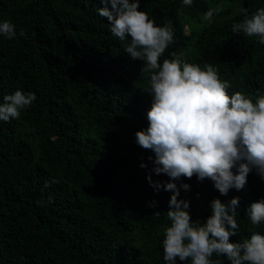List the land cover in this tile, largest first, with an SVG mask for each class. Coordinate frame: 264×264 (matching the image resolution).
I'll return each instance as SVG.
<instances>
[{
	"label": "trees",
	"instance_id": "1",
	"mask_svg": "<svg viewBox=\"0 0 264 264\" xmlns=\"http://www.w3.org/2000/svg\"><path fill=\"white\" fill-rule=\"evenodd\" d=\"M139 4L156 26L174 29L161 64L181 57L203 70L208 63L230 83V96L241 92L255 103L264 95V44L232 31L264 8V0ZM104 6L100 0H0V22L10 21L16 33L0 35V102L17 90L37 97L19 118L0 121V264H165L172 193L156 192L149 174L153 182L190 185L178 199L190 202L193 222L206 223L214 199L227 204L239 197L231 243L264 235V222L253 226L246 215L264 198V179L255 170L244 189L226 196L209 179L171 181L151 172L148 158L155 154L135 137L148 127L149 73L125 52L130 37L120 41L111 33L98 13ZM209 9H218L210 21L204 19ZM210 259L230 264L215 253ZM177 264L191 261L177 258Z\"/></svg>",
	"mask_w": 264,
	"mask_h": 264
},
{
	"label": "clouds",
	"instance_id": "2",
	"mask_svg": "<svg viewBox=\"0 0 264 264\" xmlns=\"http://www.w3.org/2000/svg\"><path fill=\"white\" fill-rule=\"evenodd\" d=\"M100 2L105 6L98 13L109 21L111 33L120 41L130 37L125 52L133 61L143 62L142 73H149L152 102L148 127L137 131L135 137L141 148L155 154L154 160L148 158L154 165L151 172L167 175L171 181L194 175L199 182L209 179L224 196L230 189H244L253 170L264 179V95L258 94L255 103L241 92L230 96V83L222 82L218 70L208 63L203 70L181 57L164 59L161 64V56L174 42L171 24L156 26L146 12L138 10L139 0ZM183 3L191 6L192 0ZM216 11L209 9L204 19L210 21ZM232 31L257 36L264 44V8L250 18L245 15L242 23L233 24ZM15 34L10 21L0 22V35L12 39ZM36 99L35 93L20 90L3 97L0 121L19 118L20 111ZM141 167L147 166L142 163ZM147 179L156 192L172 193L166 213L171 225L163 240L165 264H177V258L191 264H215L210 259L214 253L225 256L230 264H264V235L253 233L242 243L230 242L239 228V197L227 204L220 199L211 201V215L201 224L192 221L190 202L178 199L180 189L188 191L190 185L178 188L174 182H153L151 174ZM149 206L155 207V202ZM246 215L253 226L264 222V198L252 203Z\"/></svg>",
	"mask_w": 264,
	"mask_h": 264
}]
</instances>
